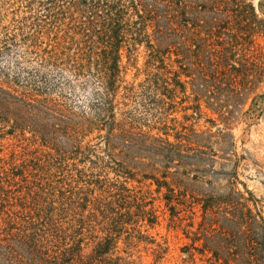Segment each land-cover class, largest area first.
Returning a JSON list of instances; mask_svg holds the SVG:
<instances>
[{
	"label": "trees",
	"instance_id": "16d2710c",
	"mask_svg": "<svg viewBox=\"0 0 264 264\" xmlns=\"http://www.w3.org/2000/svg\"><path fill=\"white\" fill-rule=\"evenodd\" d=\"M253 1L0 0V264H160L156 201L181 264H264L231 132L264 82Z\"/></svg>",
	"mask_w": 264,
	"mask_h": 264
},
{
	"label": "rangeland",
	"instance_id": "374dc122",
	"mask_svg": "<svg viewBox=\"0 0 264 264\" xmlns=\"http://www.w3.org/2000/svg\"><path fill=\"white\" fill-rule=\"evenodd\" d=\"M258 0H254V4ZM256 42L264 48V37H258ZM143 50L136 52L133 58L134 66L141 67L143 62ZM122 66L123 84L132 82L133 80H140L142 73L136 72L135 68L131 66L126 54H123ZM137 73V74H136ZM258 93L261 94L253 100H249L244 106L243 114L240 118L234 120L231 132L234 137L235 149L238 154L245 153L247 159L242 162L238 171L239 182L237 187L242 188V184L251 190L253 195L259 199L263 205L264 214V177L256 171L257 164L264 165V82L259 87ZM180 117V114L177 115ZM203 121H200L199 127L204 128ZM0 147H3V152H8L12 145L18 144V140L12 139L10 136H4L0 140ZM154 186H152L153 188ZM159 206V213L161 215L160 224L151 228L149 233L153 235L157 241L165 242L168 247V252L160 264H181L183 255L180 253V247L185 241L180 231L167 226V214L163 213L162 202L156 201ZM139 261L142 264H152L153 256L150 252H141ZM195 264H208L197 260Z\"/></svg>",
	"mask_w": 264,
	"mask_h": 264
}]
</instances>
